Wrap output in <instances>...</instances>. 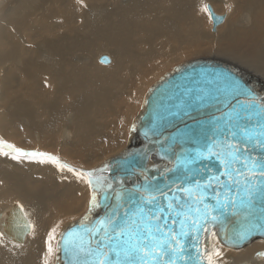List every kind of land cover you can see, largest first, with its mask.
Returning a JSON list of instances; mask_svg holds the SVG:
<instances>
[{
  "label": "bare ground",
  "instance_id": "6f19581e",
  "mask_svg": "<svg viewBox=\"0 0 264 264\" xmlns=\"http://www.w3.org/2000/svg\"><path fill=\"white\" fill-rule=\"evenodd\" d=\"M12 1L0 0V6L8 5ZM119 1L83 0L81 3L80 0H20L17 7L14 6L13 13L6 15L7 19L14 13L18 18L26 17L17 20L15 24L22 25L33 41H26V44L22 45L18 43L20 39L18 42L14 41L12 34L9 36L8 32L2 31L0 34V62L17 61L21 66L19 70L26 77L22 83L18 75L20 73L13 67L0 70L3 72L0 74L2 92L0 100L1 104L11 101L12 112L15 110L20 116L23 115L29 126L26 135L31 139L43 137L50 143L56 141L57 131L62 129L68 116V120L69 117L72 119L70 129L65 131V138L69 142L74 138L75 141L71 144L76 150L73 152L66 149L64 154L75 153L78 159L84 157V160L101 157L113 143L122 144L121 138L117 135L111 136L107 133L113 124L109 118L111 115L116 117L117 112H120L118 107L123 106L116 99L117 95L135 91V83L149 79L162 69L167 63L166 57L161 56L163 51L172 54L175 51L180 53L177 52L180 49L182 51L187 49L177 50L171 39L184 43L203 34L193 12V6L198 0ZM241 4L247 6L245 11L252 14L251 19L240 25L239 18L237 20L234 18L232 26L230 24L225 33H235L238 27L249 30L239 31L245 36L242 42H249V34L254 32L255 36L252 35L254 41L251 39L252 45L248 47L251 57L245 49L247 56L244 54L243 58L242 55L241 61L243 65L252 68H263L264 43L260 36L264 27V0H242ZM221 14L227 17L226 13ZM182 22L193 25L191 38L185 35ZM223 34L219 36L223 37ZM258 46H261L262 56L258 55ZM19 48L24 51L18 52ZM193 50L197 48H190L184 53ZM216 50L218 53L226 52L225 47L220 44ZM103 52L111 53L113 56L102 54ZM97 55L99 58L106 56L108 62L104 64L109 66H101L95 61ZM248 73L254 78L264 80L253 72ZM243 76L246 77V74L243 73ZM51 82L56 85L49 89L47 85ZM52 93H56V98L49 101ZM127 101L128 107L135 104L134 97H129ZM38 108L42 117L46 115L42 122L37 118ZM9 121H11L9 115H0V131L12 134L9 126L4 123ZM104 135H109L110 141L105 142L102 138ZM129 138L126 146L130 144ZM102 143H108L107 147L103 148ZM73 156L75 157L74 154ZM40 161L16 160L0 155V201L9 198L20 199L22 202H18L23 205L30 222L35 225L34 231L28 234L25 242L16 244L20 247L11 246L6 239L0 244V264H43L46 241L51 229L57 225L60 227V223L68 215L76 214L84 205H90L91 190L85 182L69 171H61L53 163ZM59 162L76 170L99 169L105 163L85 168L75 167L60 158ZM148 162L151 164L153 161L150 159ZM97 175L106 177L105 172ZM95 214L96 212L93 216ZM71 223L72 221L63 226L57 240ZM253 241L241 249L229 248L219 240L216 243L212 239L210 249L213 244L220 248L222 256L217 258L218 264H237L244 260L252 264V256L255 259L264 258L256 255L264 251V239ZM55 243L54 241V246ZM57 262L56 253L51 259V264Z\"/></svg>",
  "mask_w": 264,
  "mask_h": 264
},
{
  "label": "snow or ice",
  "instance_id": "6c2138e0",
  "mask_svg": "<svg viewBox=\"0 0 264 264\" xmlns=\"http://www.w3.org/2000/svg\"><path fill=\"white\" fill-rule=\"evenodd\" d=\"M202 11L213 18L208 4H203ZM233 85L234 91L246 98L243 101L237 99L239 108L232 105L227 114L221 112L213 125L212 146H206L204 151H197L194 155L187 154L179 165L183 175L166 184L167 191L153 183L154 178L143 171L140 172L143 182L138 186L128 188L125 180L114 186L107 177L97 175L109 171L108 165L94 170H76L60 163L58 157L49 153L26 151L0 138V155H11L16 160L44 157L41 163L51 162L61 171L67 168L91 190L89 215L83 218L79 227L73 226L66 233H61L60 240H57L59 225L49 232L43 264H51L52 257L61 249L69 257L66 264H218L217 258L222 256V252L215 244L211 250L207 246L197 248L195 257L188 248L190 235H194L192 244L195 246L201 232H210L213 241L218 243L211 226L220 222L221 217L214 215L217 209L206 203L209 190L221 210L230 208L234 215L242 214L252 227L264 228V103H261L264 97L249 99L247 97L251 93L248 90L237 82ZM225 115L227 122L221 126ZM195 123L199 124L198 121ZM185 127L187 129V125ZM187 135L190 140H196L206 134L192 128L188 129ZM217 135L222 139L217 140ZM164 139L169 141L171 137ZM217 146L219 150L213 151ZM257 150L260 154L252 155ZM213 156L220 161L223 171L220 175L202 177L204 182L201 183L192 175L190 165ZM176 159L180 161V156ZM238 164H242L246 171L236 167ZM175 170L176 165L165 169L164 174ZM198 172H204V169L200 168ZM237 175L244 180H239ZM221 176L233 185L242 183L244 195L240 194V188H236L235 198L225 196L228 203L221 201L222 193L217 189L228 187L221 181ZM19 209L27 217L23 205H19ZM96 209L104 210L103 218L98 221L91 217V212ZM177 224L179 230L175 227ZM26 227L35 229L30 221ZM247 234V231L237 233V241L234 242L245 239ZM5 239V232L0 231V244ZM256 255L264 257V251Z\"/></svg>",
  "mask_w": 264,
  "mask_h": 264
},
{
  "label": "water",
  "instance_id": "95a60500",
  "mask_svg": "<svg viewBox=\"0 0 264 264\" xmlns=\"http://www.w3.org/2000/svg\"><path fill=\"white\" fill-rule=\"evenodd\" d=\"M208 5L213 13L211 19L213 30H215L217 25L224 21L225 14L217 13L211 4ZM99 60L103 63L108 62L106 56L100 57ZM243 73L246 74V77L243 76ZM233 82H237L251 93L247 97L249 99L264 97L263 79L254 78L248 71L216 58H195L176 65L171 71L161 76L145 94L141 110L131 126L130 144L100 167L108 165L109 171L105 172L108 180L112 181L114 186L118 185L120 180H125L126 186L132 188L143 182V177L140 176V172L143 171L154 178L153 183H158L161 188H165L166 184L175 181L178 176H182L183 169L179 165L184 161L186 155L190 153L194 155L197 151H204L206 146H212L213 125L220 118L221 112L227 114L232 105L239 108L237 99L243 101L246 98L234 91ZM261 103H264V100H261ZM195 121H198L199 124H196ZM226 122L225 115L221 126ZM192 128H197L198 132L206 135H200L199 139L190 140L187 131ZM166 136H170L171 140L165 141L164 137ZM216 139L222 138L217 135ZM218 150L219 146L213 149V151ZM259 154V150L252 153V155ZM177 156H180V161H177ZM150 159L153 161L151 164L148 162ZM174 165L177 166V170L164 174L165 169L173 168ZM190 167L192 175L201 183L204 182L202 177L206 179L209 175H220L223 171V166L215 156L211 159L206 157L203 162L197 161ZM236 167L245 170L242 164H238ZM200 168H203L204 172H198ZM237 178L241 181L244 180V177L238 175ZM221 181L228 185L225 189H217L222 193L220 199L224 203H228L225 196L230 199L235 198L236 188H240V194L244 195L242 183L233 185L223 176H221ZM167 190L165 188V191ZM208 195L209 199L206 203L217 209L213 213L214 215L221 217L220 222L211 226V230L216 232L221 244L229 248H241L253 240L264 239V228L252 227V224L245 220L242 214L234 215L230 208L221 210L216 201L211 198L213 195L211 190ZM19 205L22 204L15 201L0 211V229L5 232L6 238L14 244H23L28 234L32 232V229L26 227L30 220L20 211ZM221 211L223 215H221ZM95 212L96 214L93 216ZM103 216V209L91 212L94 221H98ZM83 218L68 224L62 233L71 230L73 226L78 228ZM175 227L179 230L178 224ZM241 231H247L246 238L234 242L237 241L236 234ZM199 235L200 239L195 241V246L192 244L194 235L189 237L188 248L191 250L192 257H195L197 248L202 249L207 246L208 250H211L210 232H201ZM58 240H60V235ZM68 258L61 249L57 252L58 262L56 264H66ZM237 264H248V262L244 260Z\"/></svg>",
  "mask_w": 264,
  "mask_h": 264
},
{
  "label": "rangeland",
  "instance_id": "374dc122",
  "mask_svg": "<svg viewBox=\"0 0 264 264\" xmlns=\"http://www.w3.org/2000/svg\"><path fill=\"white\" fill-rule=\"evenodd\" d=\"M19 1L20 0H13L8 5L0 6V34L2 33V31L8 32L9 36H11V34H12L11 37L14 41L18 42V40L20 39V41L18 43L25 45L26 41L32 42L33 40L27 35L26 31L24 30V27L22 25L15 24V22L17 20L25 19L26 17L23 18L24 16L19 15V16H21V18H18V15H15V13L13 14V16H11L8 19L6 17V15L11 14V12L13 13V8H14V6L17 5V3ZM241 1L242 0H198L194 4L193 12H194L196 19L198 20L197 24L200 25V28L203 32V34L201 36L202 38L200 36H199V38L194 37V39H189V40L185 41L184 43L183 42L179 43L176 40L173 41V39H171L170 41L172 42V45H174L177 50L180 48H187L184 50V51H186V50H190V48H193V47H196L197 50H193L190 52L188 51V52L184 53V51H182L180 49L179 51H177L180 53H176V51H175L172 54L167 53L168 51L166 53L163 51L161 56L166 57L167 63L165 64V66L162 69L158 70L153 75H151L149 77V79L141 80L140 83L139 82L135 83V91L130 92V93H125L122 95H117L116 99L119 100L123 106L121 108L118 107L120 112H117L116 117L111 115V117L109 118V120H111L113 122V124L109 127L107 133L111 136L117 135L119 138H121L122 144L119 145V144L113 143L112 147H110V149L107 152H105L101 157L92 158L90 160H88V159L84 160V157H83V159H81L80 157H79L80 159H78V157H76L75 153L64 154V151L66 149L73 150V152L76 150L75 146H73V144H71L72 141H75L74 138H71V142H69V140H66V138H65V136H66L65 131L67 129L68 130L70 129L71 119H72L71 117H69V120H68V116L65 119V122H64L62 129L57 131V136H56L57 138H55L56 141L53 139L54 141L50 143L49 140H47V139L44 140L43 137L40 139H38V138L37 139L36 138L31 139L28 135H26V133L29 132V126L27 125L26 121L24 120L23 115L20 116L18 114V112H16L15 110L12 112L13 109L10 108V106H11L10 104H12L11 101L7 104H3V103L1 104V100H0V115L7 114L11 117V121L4 122V123H6L7 124L6 126H9L10 131H12L11 132L12 134L3 133L2 131H0V138H3L4 140H7L8 142L15 144L17 147L22 148L26 151H39V152H44V153H50L52 155L59 157L61 160L66 161L67 163H69L71 165H74L75 167L79 166V167H85V168H93V167H96V166L102 164L108 158L117 154L118 152H120L121 150H123L126 147V144H127L128 138H129L130 126L132 124L134 117H136L138 115V113L140 112L141 105L143 103V100H144V97H145L147 90L150 88V86L155 81H157L165 73L171 71L176 65H178L182 62H186V61L195 59V58H218V59H222L224 61H227V62L237 66L238 68L245 69L247 71H250L251 73L253 72V73H255V75H258V76H261L264 78V67L263 68H252V67L243 65V63L241 61V60H243V58H245L244 57L245 55L247 56V52L245 49H247V51L249 52L248 47H250L252 45L251 39H253V41H254L253 36H255V33L253 32L254 34L253 33L249 34V38H248L249 42H242V41H244L245 36L241 35L239 32V31H249V30L239 29V27H238V29L236 28L237 33L236 32L231 33V34L225 33L227 27L230 24L232 26V24L234 22V18L236 20L239 18V24L240 25L246 24L251 19L252 14L245 11V10H247V8H246L247 6L245 5V4H247V2H244L245 4H241ZM203 4H211L216 12L227 14V17L225 18V20L221 24L218 25L216 31H213L212 19L209 18L207 13L202 11ZM242 5H244V7H242ZM31 16L34 17L36 15H31ZM12 18H14V20H12ZM9 21H13V22L10 23ZM182 25L184 28L185 35L188 36V38H191L193 25L190 23L187 24L184 22H182ZM187 33H188V35H187ZM219 34H223V37H221L222 35L219 36ZM226 36H228V37H226ZM260 37L262 39V43H264V27L261 30V36ZM225 38H228V39H225ZM200 39L202 41H200ZM7 40H9V39H7ZM218 40H220V41H218ZM218 44H220V46L225 47V49H226L225 53H218V51L216 50V47L218 46ZM258 47H259L257 49V52L259 53L258 55H261V46H258ZM233 49H234V51L235 50L236 51L234 52ZM262 49H264V45H262ZM20 51L23 52L24 50H21V48H19L18 52H20ZM229 52H231V53H229ZM104 53L108 54V52H103L102 54H104ZM110 54H108V55H110ZM169 54H171V55H169ZM248 54H249L248 56L251 57L250 52ZM262 54L264 56V51H262ZM98 55H97V57H95V61H97L101 66H109L108 64H104V63L100 62ZM242 55H243V58H241ZM25 56L26 55L24 54V57ZM20 58H22V55H20ZM159 58H161V57H159ZM7 67H13L14 69H16L17 72L20 73L18 75H20L21 82L23 83L25 76L20 71L21 66L18 64V62L13 61V60L11 62H0V70H3L4 68H7ZM2 73L3 72L0 71V74H2ZM48 82H50V81H48ZM54 85H56V83L51 82L49 85H47V87L49 89L50 88L52 89V87ZM44 87L47 89V87L45 85H44ZM1 96H2V92L0 89V98H1ZM129 97L135 98V104L131 107H128L129 103L127 100ZM52 98L53 99L56 98V93L51 94V98L49 99V101H51ZM38 111H39L37 113L38 121L42 122L45 120L46 115L44 117H42L39 108H38ZM109 135H104L102 137L105 142L110 141V139L108 138ZM34 136H36V135H34ZM73 136H75V135H73ZM53 137H55V136H53ZM107 145H108V143L107 144L102 143L103 148H106ZM73 154L75 155V157L73 156ZM8 157L11 158V155ZM22 159H24L25 161H37V160H43L45 158L44 157L21 158L19 160H22ZM49 163H51V162H49ZM64 170L68 171L67 168H65ZM71 173H73V172H71ZM14 201H21V200L9 198L7 200L0 201V211L2 210L3 206H6V205H8ZM89 208H90V205L87 206V204H86L76 214L68 215L62 221V223H60V227L57 231V235L65 224H67L71 221L73 222L77 219L79 220L82 217H84L85 215H87L89 213ZM27 209L29 210L28 207H27ZM81 210H83V211H81ZM6 240L9 242V244L11 246L16 245V244L12 243L8 238H6ZM255 241H257V240H255ZM255 241H253V242H255ZM249 245H247V246H249ZM237 250H239V249H237ZM251 260H252L251 261L252 264H259V263L264 262V258L255 259L254 256L251 257Z\"/></svg>",
  "mask_w": 264,
  "mask_h": 264
}]
</instances>
